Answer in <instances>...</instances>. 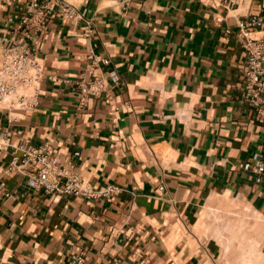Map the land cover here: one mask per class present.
Here are the masks:
<instances>
[{
	"label": "crops",
	"instance_id": "crops-1",
	"mask_svg": "<svg viewBox=\"0 0 264 264\" xmlns=\"http://www.w3.org/2000/svg\"><path fill=\"white\" fill-rule=\"evenodd\" d=\"M260 1L0 9V67L15 39L44 66L33 109H0V264H264V183L244 167L264 163V115L245 98L239 28ZM63 2L82 17L63 18ZM90 68L105 90L80 105ZM44 144L85 183L121 191L46 193L28 181L35 166L9 170L21 147Z\"/></svg>",
	"mask_w": 264,
	"mask_h": 264
},
{
	"label": "built area",
	"instance_id": "built-area-1",
	"mask_svg": "<svg viewBox=\"0 0 264 264\" xmlns=\"http://www.w3.org/2000/svg\"><path fill=\"white\" fill-rule=\"evenodd\" d=\"M19 0H0V9L7 3ZM28 2V8L33 11L39 9H52L49 4H40L39 0H23ZM129 1V0H125ZM234 3H249L251 0H230ZM63 18L78 19L82 17L79 9L68 2L61 3L58 11ZM240 34L243 37L242 45L246 51L243 64L245 78V98L258 106L264 115V34L254 36V31L264 30V0L259 2V9L249 11L239 20ZM90 26L86 32L91 33ZM91 57V55H90ZM94 61L109 63V58L93 57ZM93 74V68L80 74L77 81L78 98L80 105H86L90 96L100 95L104 84L99 79L87 78ZM44 77V66L30 51L24 39H15L6 48L0 67V109H33L39 102L40 84ZM22 152H15L9 162V170L25 172L29 165L36 168L35 173L29 177V183L42 188L46 193L74 194L82 197H107L111 198L121 191L115 184L104 188H96L84 180L68 164L60 161L58 154H54L48 144L21 147ZM246 169L255 172L258 183H264V163L259 159L247 161ZM159 191L164 190V185L159 186ZM82 255L75 257L73 264H82ZM215 264H232L226 260H217Z\"/></svg>",
	"mask_w": 264,
	"mask_h": 264
},
{
	"label": "rangeland",
	"instance_id": "rangeland-1",
	"mask_svg": "<svg viewBox=\"0 0 264 264\" xmlns=\"http://www.w3.org/2000/svg\"><path fill=\"white\" fill-rule=\"evenodd\" d=\"M233 264V263H232Z\"/></svg>",
	"mask_w": 264,
	"mask_h": 264
}]
</instances>
